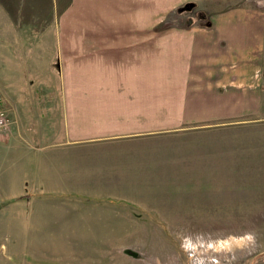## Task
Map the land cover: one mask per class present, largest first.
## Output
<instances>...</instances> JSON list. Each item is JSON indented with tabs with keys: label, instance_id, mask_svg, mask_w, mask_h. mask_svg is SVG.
<instances>
[{
	"label": "crops",
	"instance_id": "1",
	"mask_svg": "<svg viewBox=\"0 0 264 264\" xmlns=\"http://www.w3.org/2000/svg\"><path fill=\"white\" fill-rule=\"evenodd\" d=\"M227 3L236 7L224 8ZM253 3L256 0H0L5 19L25 25L20 23L21 37H40L38 46L24 41L19 51L33 47L47 54L49 63L55 61L59 90L50 99L42 93L35 96L33 135L38 147L56 149L59 157L37 158V174L43 164H50L42 174H50L51 184L71 181L67 187L72 188L74 179L87 191L90 179L103 180L101 167L93 169L97 178L88 177L91 164L103 163L100 156L94 160L103 150L112 151L106 155H114L115 149L139 151L130 157L123 154L136 162L108 167L113 175L105 181L171 179L170 174L189 173L192 162L209 158L201 142L185 146L178 139L196 135L195 128L202 125L250 116L252 102L264 100V12ZM208 4L224 6L215 12L201 10L206 16L199 25L157 27L172 5ZM206 19L209 25L203 24ZM47 22L48 28L37 27ZM124 165L134 167L124 172L130 176L119 177ZM121 191L78 195L124 196Z\"/></svg>",
	"mask_w": 264,
	"mask_h": 264
},
{
	"label": "rangeland",
	"instance_id": "2",
	"mask_svg": "<svg viewBox=\"0 0 264 264\" xmlns=\"http://www.w3.org/2000/svg\"><path fill=\"white\" fill-rule=\"evenodd\" d=\"M256 3L253 8L264 12V0ZM223 6L172 5L157 27L199 25L201 10ZM231 7L236 5L224 6ZM6 16L0 9V111L10 119L0 131V264H264V100L252 102L250 116L202 125L196 135L178 139L185 146L201 142L209 153L204 156H210L187 166L189 173L156 181H105L113 175L108 167H121L116 162H136L124 153L139 152L115 149L114 155L96 153L94 160L100 156L103 163L91 164L88 177L97 178L93 169L101 167L103 180L90 179L87 191L74 179L73 189L67 187L71 181L51 184L50 174H42L51 165H42L41 176L35 163L59 157V151L37 146L33 119L35 96L50 99L59 90L55 61L49 63L47 54L33 47L19 51L24 41L38 46L40 37H21L23 22ZM122 167L119 177H126L134 165ZM119 191L144 195H78ZM64 192L69 196L54 195Z\"/></svg>",
	"mask_w": 264,
	"mask_h": 264
},
{
	"label": "built area",
	"instance_id": "3",
	"mask_svg": "<svg viewBox=\"0 0 264 264\" xmlns=\"http://www.w3.org/2000/svg\"><path fill=\"white\" fill-rule=\"evenodd\" d=\"M10 124V119L7 117V114L0 111V131L8 128Z\"/></svg>",
	"mask_w": 264,
	"mask_h": 264
},
{
	"label": "trees",
	"instance_id": "4",
	"mask_svg": "<svg viewBox=\"0 0 264 264\" xmlns=\"http://www.w3.org/2000/svg\"><path fill=\"white\" fill-rule=\"evenodd\" d=\"M185 7H188V6L187 5L184 6L183 9H185ZM183 9H180V11H183ZM199 16L202 17L203 16V13H201ZM202 18H204V16ZM207 25H209V24H207Z\"/></svg>",
	"mask_w": 264,
	"mask_h": 264
}]
</instances>
